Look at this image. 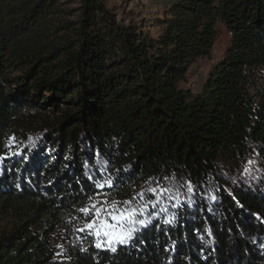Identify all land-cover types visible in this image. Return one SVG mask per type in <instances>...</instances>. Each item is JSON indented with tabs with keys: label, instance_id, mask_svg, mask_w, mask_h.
Here are the masks:
<instances>
[{
	"label": "trees",
	"instance_id": "trees-1",
	"mask_svg": "<svg viewBox=\"0 0 264 264\" xmlns=\"http://www.w3.org/2000/svg\"><path fill=\"white\" fill-rule=\"evenodd\" d=\"M118 16L103 0H0V264H264V0H175L154 38ZM222 32L199 93L182 89ZM157 184L171 195L127 245L80 236L90 198Z\"/></svg>",
	"mask_w": 264,
	"mask_h": 264
},
{
	"label": "snow or ice",
	"instance_id": "snow-or-ice-1",
	"mask_svg": "<svg viewBox=\"0 0 264 264\" xmlns=\"http://www.w3.org/2000/svg\"><path fill=\"white\" fill-rule=\"evenodd\" d=\"M95 183L98 189L114 187L113 179L107 176L96 180ZM188 191L192 192L190 184ZM170 195L171 189L157 184L155 187L141 191L122 204L119 201H113L109 205L107 200L100 201L90 198V202L79 209L88 219L77 231L94 235L97 240L96 248L100 249L106 244L110 251L115 252L117 245H127L136 232L151 223L150 220L141 219L146 214L147 207L151 205L155 208L163 198L170 197ZM98 205L99 207H97ZM94 209L95 211H93Z\"/></svg>",
	"mask_w": 264,
	"mask_h": 264
},
{
	"label": "rangeland",
	"instance_id": "rangeland-1",
	"mask_svg": "<svg viewBox=\"0 0 264 264\" xmlns=\"http://www.w3.org/2000/svg\"><path fill=\"white\" fill-rule=\"evenodd\" d=\"M108 9H114L120 16H126L129 19V14L133 13L132 19L135 23L136 28L146 37L154 38L157 34L156 24L159 19L162 18L165 10L175 0H103ZM126 19V20H128ZM228 43L227 35L222 32L220 37L215 42L210 55L206 58H198L192 63L185 77V81L181 84L182 89L189 90L192 94H198L203 82L205 81L210 68L216 64L223 56L225 48ZM246 168L249 169V176L253 181L260 178L259 170L256 169L255 158L249 160ZM94 200H107L109 205L112 204L113 200L108 198H97ZM122 204V203H121ZM99 207V205L97 206ZM95 211V209L93 210ZM85 218L82 214L78 228L85 224ZM8 219L0 213V233L8 229ZM82 237L88 235L92 237L94 244L97 240L94 235H89L87 232H81ZM64 231L58 230L51 236V245L58 258L64 253ZM108 249L105 244L104 247Z\"/></svg>",
	"mask_w": 264,
	"mask_h": 264
}]
</instances>
